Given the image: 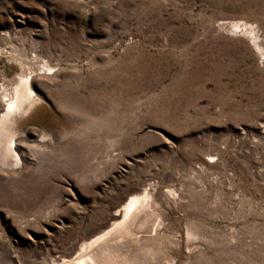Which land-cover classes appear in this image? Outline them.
I'll list each match as a JSON object with an SVG mask.
<instances>
[{
  "label": "rangeland",
  "instance_id": "obj_1",
  "mask_svg": "<svg viewBox=\"0 0 264 264\" xmlns=\"http://www.w3.org/2000/svg\"><path fill=\"white\" fill-rule=\"evenodd\" d=\"M26 79L0 264H66L145 192L149 264H264V0H0V114Z\"/></svg>",
  "mask_w": 264,
  "mask_h": 264
},
{
  "label": "bare ground",
  "instance_id": "obj_2",
  "mask_svg": "<svg viewBox=\"0 0 264 264\" xmlns=\"http://www.w3.org/2000/svg\"><path fill=\"white\" fill-rule=\"evenodd\" d=\"M22 84V86L20 85L21 87H19L20 89L18 88L16 90L17 96L15 97V101L4 106L3 111L0 114V146L2 145V139L5 136V124L8 122L10 113L18 110L23 102L27 103L28 101H31L30 95L32 92L27 86L29 85L27 79ZM33 106L34 104H29V108L27 110L25 109L26 112H28ZM37 121H39V119ZM12 143L13 141L11 139L9 142L3 144L5 152L10 150L14 152L13 149H11ZM13 146H15L14 143ZM148 199L146 192L142 195L130 196L122 204L121 208L112 215L111 219L113 223L110 225V228L103 230L99 235L94 236L87 246L81 248L82 253L79 254L77 258L66 262V264H149L156 260L157 255H159V259H165L162 255L164 243L161 239H159L158 242L155 237L144 239L131 238L136 229L141 230L147 227L150 219L154 216L153 211L146 209L148 207ZM140 214L143 215L140 220L136 222L135 218ZM122 236L127 239L122 241ZM187 236L191 238L195 236V233L192 230H189ZM129 245L135 247V253H131L124 249L125 246L127 247Z\"/></svg>",
  "mask_w": 264,
  "mask_h": 264
}]
</instances>
